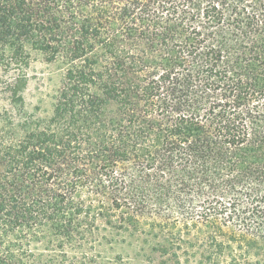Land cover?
I'll return each instance as SVG.
<instances>
[{
  "label": "trees",
  "instance_id": "1",
  "mask_svg": "<svg viewBox=\"0 0 264 264\" xmlns=\"http://www.w3.org/2000/svg\"><path fill=\"white\" fill-rule=\"evenodd\" d=\"M64 29L48 124L0 114V264H64L95 176L133 222L152 206L213 229L210 264H264V0H0V65L26 66L27 43L57 57Z\"/></svg>",
  "mask_w": 264,
  "mask_h": 264
},
{
  "label": "rangeland",
  "instance_id": "2",
  "mask_svg": "<svg viewBox=\"0 0 264 264\" xmlns=\"http://www.w3.org/2000/svg\"><path fill=\"white\" fill-rule=\"evenodd\" d=\"M56 40L63 42L56 49L61 52L57 57L53 56V52L36 49L33 44L27 43L25 48L29 57L26 66L10 63L9 60L1 61L0 114H10L15 124L27 120L32 125L42 126L48 124L54 115L68 67L65 65V57H62L65 54V29ZM21 70L27 78V85L22 92V105L13 103L8 91V85ZM6 125L9 126V123ZM56 166L60 170L58 176L61 174L66 178L69 166L65 160ZM129 168L132 166L129 165ZM91 183L93 188H80L73 195L75 202L82 201L87 206H96L92 210L87 208L91 219L90 225L86 224L87 233L65 241L64 264H210L205 256V249L209 247L207 239L213 231L209 226L185 224L176 220V213L170 214L163 208L152 206H148L138 217L139 220L133 222L134 209L126 206L122 210H115L111 207L114 195L104 187L107 183L104 184L98 176ZM118 196L125 200L131 194L125 190ZM99 206H104L102 212L105 215L114 216L112 218L120 222L109 224L105 217H96ZM33 248L36 255L61 254L59 250L47 252L46 248L51 251L55 248L48 243H36Z\"/></svg>",
  "mask_w": 264,
  "mask_h": 264
}]
</instances>
